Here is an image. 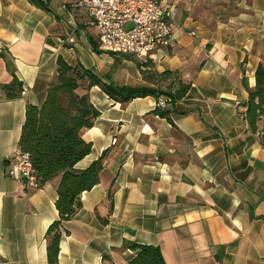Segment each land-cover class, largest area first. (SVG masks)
Returning <instances> with one entry per match:
<instances>
[{
  "label": "crops",
  "instance_id": "1",
  "mask_svg": "<svg viewBox=\"0 0 264 264\" xmlns=\"http://www.w3.org/2000/svg\"><path fill=\"white\" fill-rule=\"evenodd\" d=\"M42 1L50 12L0 0V85L13 79L7 62L23 84L17 99L0 92V264H48L60 176L31 189L7 173L25 108L42 105L59 56L116 86L177 88L94 52L98 31L85 12L71 13L76 0ZM173 4V41L154 71L176 72L189 89L166 105L170 121L154 113L155 97L121 104L88 92L99 116L82 131L91 152L75 169L102 159V172L62 223L56 264H128L135 253L125 241L158 247L165 264H264V116L253 132L242 111L264 66V0Z\"/></svg>",
  "mask_w": 264,
  "mask_h": 264
},
{
  "label": "trees",
  "instance_id": "2",
  "mask_svg": "<svg viewBox=\"0 0 264 264\" xmlns=\"http://www.w3.org/2000/svg\"><path fill=\"white\" fill-rule=\"evenodd\" d=\"M28 1L35 7L50 12L44 1ZM93 50L100 53L95 46ZM128 57L126 56L127 59ZM135 64L144 78L147 73L145 70L150 69L153 62L135 59ZM6 66L13 79L9 84L0 85V92L7 100L17 99L23 91V84L16 78L8 62ZM156 74L162 79L177 75L176 72L171 71ZM95 87L111 100L121 104L149 96L155 97L157 101L161 96L178 101L189 89L187 85L180 83L175 91L171 88L162 90L150 87L116 86L98 77L79 62L69 64L62 57L57 58L56 73L48 84L42 105L40 107L27 105L25 108V121L18 141L19 150L29 156L39 187L60 176L55 201L59 220L49 226L45 236L48 264L57 263L62 236L61 226L79 209L80 204H75L77 197L97 185L102 172V159L83 171L75 169V165L91 152V144L86 143L81 134L82 131L92 128L99 116V111L92 105L88 95V92ZM244 106L249 129L257 132L258 122L264 116V66L262 65L256 69L255 86L253 89H248V101ZM154 113L170 121L168 111L157 107ZM260 143L264 147V131L261 132ZM107 197L112 202L111 189L108 190ZM106 222V219L103 220V223ZM122 249H129L135 253L128 264H165L158 247L125 241ZM104 258L106 259L107 256L105 255Z\"/></svg>",
  "mask_w": 264,
  "mask_h": 264
},
{
  "label": "built area",
  "instance_id": "3",
  "mask_svg": "<svg viewBox=\"0 0 264 264\" xmlns=\"http://www.w3.org/2000/svg\"><path fill=\"white\" fill-rule=\"evenodd\" d=\"M174 1L180 0H76L72 12L82 10L91 19L103 53L133 56L137 60L158 62L173 41ZM73 43V38H69ZM169 98L159 99L165 109ZM243 114L246 107H242ZM8 177L22 180L28 188H39L29 156L20 150L10 159Z\"/></svg>",
  "mask_w": 264,
  "mask_h": 264
},
{
  "label": "rangeland",
  "instance_id": "4",
  "mask_svg": "<svg viewBox=\"0 0 264 264\" xmlns=\"http://www.w3.org/2000/svg\"><path fill=\"white\" fill-rule=\"evenodd\" d=\"M115 57H117L114 61H115V64H121L123 61H128V62H131V66L130 67H126V69L129 71V72H133L134 74L136 73H140V71L138 70L136 64H135V59L132 58V57H128V59L126 57H120L119 55H114ZM137 62V61H136ZM152 67L150 69H146L145 72H147L143 78L142 76V79L144 81H149V82H152L153 84L155 85H160V83L162 82V84H167L169 85L170 87L171 86H174V85H179V81L177 79V76L176 77H168V78H161L159 75H157L156 71H154V68H155V64L153 63L151 65ZM131 69V70H130ZM151 72H155V73H151ZM133 75V74H132ZM141 75V73H140ZM143 75V74H142ZM134 77H132L133 79ZM166 79V80H165ZM168 79V81H167ZM177 87V86H175ZM166 89V87H165ZM172 89V88H171Z\"/></svg>",
  "mask_w": 264,
  "mask_h": 264
}]
</instances>
